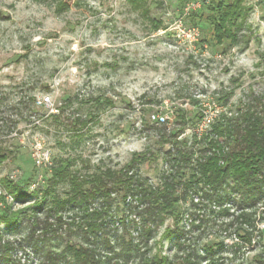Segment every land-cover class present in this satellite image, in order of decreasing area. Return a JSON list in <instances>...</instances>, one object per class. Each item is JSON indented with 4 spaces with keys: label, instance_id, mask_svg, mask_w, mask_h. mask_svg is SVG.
<instances>
[{
    "label": "rangeland",
    "instance_id": "rangeland-1",
    "mask_svg": "<svg viewBox=\"0 0 264 264\" xmlns=\"http://www.w3.org/2000/svg\"><path fill=\"white\" fill-rule=\"evenodd\" d=\"M58 1L0 0V184L9 177L37 194L15 202L1 185L0 193L17 210L48 190L44 208L21 227L8 231L0 221V264H65L52 261L55 253L67 242L87 245L84 239H92L76 228L85 210L53 206L69 191L66 182H50L62 159L84 174L120 168L145 153L130 173L158 186L174 173L168 152H175L160 138L159 119L169 121L167 133L184 130L180 139L198 132L204 115L234 112L264 92V0L249 2V45L224 51L213 44L207 23L186 12V0H145L139 10L127 0H62L69 8L58 10ZM153 19L162 21L159 30ZM98 96L112 103L97 107ZM221 96L229 97L227 103ZM44 97L47 104L40 103ZM178 109L187 113L186 124ZM58 113L56 122L50 114ZM78 114L88 123L73 128ZM184 173L188 177L190 169ZM196 184L178 185L179 217L163 223L148 220L137 195L112 194L114 216L104 233L110 245L96 243L104 264H141L155 256L166 264H264V200L240 206L232 182L219 189ZM90 203L89 209L104 202L96 197ZM145 223L152 236L143 235ZM118 236L132 239L133 254L108 262L111 246L121 250Z\"/></svg>",
    "mask_w": 264,
    "mask_h": 264
},
{
    "label": "trees",
    "instance_id": "trees-1",
    "mask_svg": "<svg viewBox=\"0 0 264 264\" xmlns=\"http://www.w3.org/2000/svg\"><path fill=\"white\" fill-rule=\"evenodd\" d=\"M127 1L135 10L144 9L146 5L145 0ZM191 1L201 2L199 9L191 11L190 15L197 19L198 23L204 21L207 23L206 30L216 47L224 51L227 47L241 42L246 46L249 45L252 31L248 19L253 6L248 0H186L184 5ZM68 8L67 2L58 1V10ZM152 22L156 30H159L163 24L161 20L156 19ZM218 100L227 103L229 97L221 96ZM93 101L97 107L112 103L107 97L101 96L94 98ZM236 107L234 112L230 111L228 114L221 112L218 117L213 118L205 131L193 132L191 136L180 139L179 134L184 130L167 133L166 124L169 121L167 119L157 121L160 124L157 128L162 132L160 138L172 142L175 147L174 153L168 152L174 173L167 176L158 186L148 183V178L138 172L130 173L134 167L137 168L139 163L147 159L145 153H135L132 159L120 168L100 167L97 171L84 174L70 169L71 162L62 159L53 168L50 182L51 185L66 182L69 191L64 198H54L53 206L56 208H63L65 205L78 206L85 210V221L76 225V228L84 232L86 237L89 234L93 236L92 239L85 237L84 244L87 245L67 242L60 253H55L52 261L58 263L64 260L65 264H104L101 255L97 254L96 243L97 240L103 239L105 244L110 245L109 238L104 233L108 228L107 218H111L112 221L114 216L112 212L114 199L111 196L114 193L121 195L122 198L127 193L140 197L146 205L144 214L148 216L149 221L157 223H163L167 216H173L174 219L179 217L177 187L180 184H186L187 187L189 183L196 182V185L203 183L219 189L224 184L232 182L234 185L231 188L241 194L240 206H253L257 201L264 200V92L252 95L247 102H240ZM177 112L179 120L186 124L187 113L183 109H178ZM50 117L58 122L61 114H50ZM70 122L73 128H77V126H86L88 120L78 114ZM195 145L198 149L194 147ZM187 168L190 169L188 177L184 173ZM0 185L15 202H24L29 195L37 194L36 191L26 192L21 184L9 177L2 178ZM47 192L48 190H45L41 200H36L31 206L17 210H13L14 203L8 202L5 194L0 193V221L4 222L6 230L12 231L16 227H21L25 219L30 220L36 212L43 209ZM217 196L218 200L222 197V195ZM96 197H101L104 203L91 206L89 209L87 205H90ZM53 209L52 206L48 208L49 211ZM30 210L33 211L31 217L27 215ZM246 217L249 218V215ZM124 218L122 217L121 220ZM38 221V218L34 220L33 227L38 225ZM124 229L126 230L127 227L124 226ZM99 232H102L101 235ZM143 235L146 237L153 235V230L147 223ZM118 239L121 240V250L117 252L114 246H111L112 255L106 258L108 262L118 258L117 256H122L126 261L133 254L135 245L132 239L127 242L120 236ZM166 263V259L155 256L152 260H146L141 264Z\"/></svg>",
    "mask_w": 264,
    "mask_h": 264
},
{
    "label": "built area",
    "instance_id": "built-area-1",
    "mask_svg": "<svg viewBox=\"0 0 264 264\" xmlns=\"http://www.w3.org/2000/svg\"><path fill=\"white\" fill-rule=\"evenodd\" d=\"M249 2H251V4L256 5L258 2H260L261 0H248ZM201 6V2L200 1H191L188 2L185 6V10L187 13L199 8ZM49 102V97H44L40 103L41 104H47ZM213 120V117H206V115L203 116V118L201 119L200 123L198 124V132H203L205 131L211 124ZM37 163L41 164L42 160L40 158L37 159Z\"/></svg>",
    "mask_w": 264,
    "mask_h": 264
}]
</instances>
